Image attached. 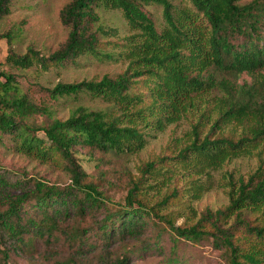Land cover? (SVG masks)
<instances>
[{
	"label": "trees",
	"instance_id": "trees-1",
	"mask_svg": "<svg viewBox=\"0 0 264 264\" xmlns=\"http://www.w3.org/2000/svg\"><path fill=\"white\" fill-rule=\"evenodd\" d=\"M189 4L174 6L169 0H72L61 10V19L70 30L63 45L48 57L29 48L22 55L12 50L15 32H7L9 44L6 63L26 69L34 63L46 68L48 64L75 63L85 55L111 61H127L123 72L99 80L56 83L48 90L50 97L87 94L109 103L108 109H89L82 105L71 111L66 119L54 116L46 105H37L23 93L15 76L0 71V146L40 160L56 159L70 173V184L60 187L39 180L23 179L22 190L16 194L0 193V242L30 247L37 238L53 236L59 231L75 249L88 243L107 246L115 238L135 236L156 216L171 232L173 247L178 240L200 242L210 240L221 251L225 264H264V148L257 152L260 163L246 181L239 179L229 194V203L214 212L207 210L195 223L176 226L169 217L146 208L138 198L139 182H132L125 196V207L108 213L89 230L72 227L63 230L61 219L68 210L78 215L95 212L105 206L98 188L84 182L86 176L74 156L77 147L101 152L132 154L147 143L149 131H163L178 121L195 105V98L205 92L218 90L219 116L210 131L181 149L177 158L183 169L193 174H207L233 158L249 155L264 138V0H188ZM10 0H0V20L9 13ZM156 4L162 9L163 26L157 29L143 6ZM117 9L133 31L124 38L116 54L99 49V35L109 32L102 25L100 10ZM17 31H20L18 28ZM242 73L251 83L236 79ZM146 85L147 97L137 91V83ZM145 98H148L146 101ZM43 115L46 122L37 125L34 117ZM245 126L244 135L234 139L224 136L228 123ZM41 130L43 135H37ZM220 135L210 138L209 134ZM11 143L6 144L5 140ZM264 147V146H263ZM153 172L154 163L146 170ZM32 183L31 186L28 187ZM8 187L0 174V189ZM207 187L200 182L193 186L198 199ZM173 194V191H172ZM30 211L32 213H30ZM244 211L254 214L252 221L242 217ZM234 216L229 226L227 220ZM93 235L92 241L87 237ZM15 245V246H16ZM3 263L9 258L0 249ZM175 260V249L170 256ZM58 264H76L71 259ZM95 264H129L128 257L108 260L100 254Z\"/></svg>",
	"mask_w": 264,
	"mask_h": 264
},
{
	"label": "rangeland",
	"instance_id": "rangeland-1",
	"mask_svg": "<svg viewBox=\"0 0 264 264\" xmlns=\"http://www.w3.org/2000/svg\"><path fill=\"white\" fill-rule=\"evenodd\" d=\"M72 0H10L9 13L0 20V36L13 31L12 50L22 55L29 48L40 56L48 57L58 50L67 39L70 30L61 19V10ZM174 6L189 4L188 0H169ZM250 0H238L244 4ZM143 10L152 19L157 29L163 26L162 9L159 5L143 6ZM102 25L109 32L99 35L102 52L116 54L126 36L133 31L129 28L121 12L117 9L100 10ZM20 31H17V29ZM9 44L5 37H0V71L13 74L20 90L37 105L52 108L54 116L66 119L72 110L82 105L89 109H108L109 103L101 98H93L87 94L77 96H61L52 98L48 90L56 83H71L81 80H99L102 76L113 77L124 71L127 61H111L85 55L75 63L66 65L48 64L46 68L34 63L26 69L14 68L6 63ZM264 76V68L260 71ZM3 81V78H0ZM252 82L251 76L242 73L236 79ZM151 85V83H147ZM137 83V91L147 97L146 85ZM222 92L212 90L195 98V105L185 111L181 118L168 125L163 131H149L146 145L132 154L105 153L88 147H77L75 157L78 159L86 176L84 182L94 184L102 192L105 206L92 212L86 211L78 215L75 209L68 210L61 219L66 232L72 227L89 230L93 234L95 222L108 213L125 207V196L132 182H139L138 198L145 207L153 209L160 215L169 217L176 226L195 224L207 210L214 212L223 209L229 203V194L233 185L237 186L239 179L246 181L260 163L257 154L264 148V138L257 148L249 155H243L225 162L220 168L210 170L207 174L196 175L187 172L180 164L177 155L181 149L190 144L197 128L201 139L210 131L211 124L219 116L218 98ZM147 101L148 98H145ZM37 125L44 124L43 115L34 117ZM251 122H245V126ZM245 126L228 123L224 126V136L237 139L244 135ZM37 135L42 136L41 130ZM220 135L219 131L209 134L210 138ZM10 144L9 140H5ZM261 158L264 159V150ZM154 163V169L145 171L148 163ZM59 159L40 160L14 151L11 146H0V174L8 184L0 193L16 194L22 190L23 179L39 180L48 184L66 187L70 184V173ZM202 182L207 190L198 199H194L192 188L197 181ZM31 186L32 183L28 185ZM173 191V194H172ZM3 200V199H0ZM5 203L0 204L3 208ZM30 213H32L30 211ZM254 214L244 211L242 217L247 221L254 219ZM235 222L232 216L227 220L229 226ZM167 224L153 216L148 225L141 228L135 236L126 235L123 238H113L107 246L97 244L90 249L88 243L81 249L66 240L65 234L59 231L58 238L53 236L37 238L28 246L19 247L12 242H0V249L5 248L9 258L3 263L0 254V264H58L71 259L76 264H95L100 254L108 260L127 256L129 264H225L220 250L214 248L210 240L205 239L194 243L178 240L173 247L171 232L166 230ZM93 235L87 237L92 241ZM16 245V246H15ZM175 249V260L170 256Z\"/></svg>",
	"mask_w": 264,
	"mask_h": 264
}]
</instances>
